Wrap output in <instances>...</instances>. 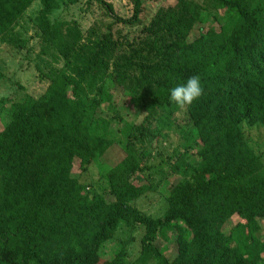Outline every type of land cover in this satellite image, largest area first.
Segmentation results:
<instances>
[{"label": "trees", "instance_id": "trees-1", "mask_svg": "<svg viewBox=\"0 0 264 264\" xmlns=\"http://www.w3.org/2000/svg\"><path fill=\"white\" fill-rule=\"evenodd\" d=\"M33 1L0 0V38L16 48L24 40L14 29ZM38 1L40 51L62 65L48 64L41 94L17 93L0 129V264H127L123 247L100 255L120 223L142 229L138 264H264V163L242 130L258 125L264 137V0H172L148 18L143 0H132L130 16L117 19L141 23L142 35L121 53L109 31L51 20L62 0ZM86 1L111 12L104 0ZM211 8L226 19L188 38ZM196 74L204 94L183 110L197 160L174 150L167 171L175 180L152 216L134 203L152 190L148 146L182 110L170 89ZM114 89L135 99L142 116L119 130L123 156L105 167V197L71 169L119 145L108 132L119 119L110 112ZM135 173L146 182L134 184ZM164 232L171 259L154 244Z\"/></svg>", "mask_w": 264, "mask_h": 264}, {"label": "rangeland", "instance_id": "rangeland-1", "mask_svg": "<svg viewBox=\"0 0 264 264\" xmlns=\"http://www.w3.org/2000/svg\"><path fill=\"white\" fill-rule=\"evenodd\" d=\"M104 1L110 4L111 12H108L94 1L79 0L75 4L67 5L63 4L64 0H62L59 3V8L55 9L50 15V19H74L82 31H87L90 28L109 31L115 40L116 52H127L132 42L142 35L141 28L143 26L141 23L126 24L117 19L130 16L132 0ZM171 2L172 0H143L146 17L148 18L160 5ZM38 8L39 1L34 0L24 11L14 29L15 35L24 40L22 47L16 48L0 38V129L9 118L8 105L17 93L25 91L33 96L41 94L48 83V79L45 77L48 64L56 67L62 65L61 60L51 62L52 59L49 58V55L40 51L39 40L32 21ZM226 17L225 11L219 8H211L205 17V22L195 25L188 38L196 34L197 26H216L224 21ZM113 94L114 110L112 109L110 112L116 111L119 119H115L110 123L108 132L117 140L119 145L114 144L101 160L93 161L85 169H81L78 161L74 160L71 169V175L84 184L86 190L102 193L105 197L108 196V193H105L107 190L105 167L112 165L123 156L119 130L123 124L137 122L142 116L139 112V104L135 99L127 97L115 89ZM104 114L109 116L110 113L105 111ZM242 130L253 149L261 153L264 163V137L261 127L243 124ZM195 142L182 109L175 114L172 122L162 131V134L148 146L150 155L146 164L150 166L148 181L152 186V190L147 191L135 200L134 203L141 211L152 216L161 215L164 210L167 185L175 180V176L170 175L167 171L170 157L173 155L174 150L179 147L181 150L185 149L187 160H197ZM132 182L139 184L146 181L144 177L135 173L132 175ZM233 221H229L223 227L225 233L233 225ZM261 229L264 230V221H261ZM141 232L142 229L134 224L120 223L112 237L103 244L100 250L101 257L110 259L123 247L125 262L127 264H138L140 262L137 259L139 255L138 240ZM261 239H264V235L261 236ZM170 242L171 238L168 232L157 236L154 241L157 248L168 259H171L174 254ZM146 263L147 261L143 262V264Z\"/></svg>", "mask_w": 264, "mask_h": 264}, {"label": "clouds", "instance_id": "clouds-1", "mask_svg": "<svg viewBox=\"0 0 264 264\" xmlns=\"http://www.w3.org/2000/svg\"><path fill=\"white\" fill-rule=\"evenodd\" d=\"M204 94L201 77L196 74L170 89L169 99L180 109H186Z\"/></svg>", "mask_w": 264, "mask_h": 264}]
</instances>
